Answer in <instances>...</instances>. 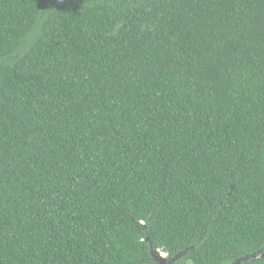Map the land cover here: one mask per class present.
Segmentation results:
<instances>
[{"label": "trees", "instance_id": "obj_1", "mask_svg": "<svg viewBox=\"0 0 264 264\" xmlns=\"http://www.w3.org/2000/svg\"><path fill=\"white\" fill-rule=\"evenodd\" d=\"M157 249L264 264V0H0V264Z\"/></svg>", "mask_w": 264, "mask_h": 264}, {"label": "water", "instance_id": "obj_2", "mask_svg": "<svg viewBox=\"0 0 264 264\" xmlns=\"http://www.w3.org/2000/svg\"><path fill=\"white\" fill-rule=\"evenodd\" d=\"M153 256L155 258V260L159 263V264H169L168 262L170 261L168 259V255L167 253H165L164 251L160 250V249H157V250H153ZM182 254H179L177 257H174L172 260L175 261L177 258H179V256H181ZM263 256H264V253H263ZM249 257L246 256V257H243L241 258L240 260H238L236 263H233V264H243V261L248 259ZM261 259L262 258V255H253L251 257L252 260H255V259Z\"/></svg>", "mask_w": 264, "mask_h": 264}]
</instances>
